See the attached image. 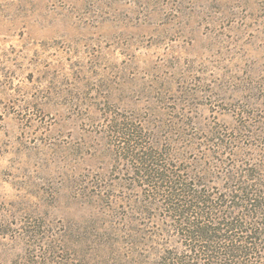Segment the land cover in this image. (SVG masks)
Listing matches in <instances>:
<instances>
[{
    "label": "rangeland",
    "instance_id": "rangeland-1",
    "mask_svg": "<svg viewBox=\"0 0 264 264\" xmlns=\"http://www.w3.org/2000/svg\"><path fill=\"white\" fill-rule=\"evenodd\" d=\"M125 123L211 187L220 158L264 167V0H0V264L178 246Z\"/></svg>",
    "mask_w": 264,
    "mask_h": 264
},
{
    "label": "trees",
    "instance_id": "trees-1",
    "mask_svg": "<svg viewBox=\"0 0 264 264\" xmlns=\"http://www.w3.org/2000/svg\"><path fill=\"white\" fill-rule=\"evenodd\" d=\"M116 124L121 149L136 152L148 205L167 216L177 239L178 246L164 250L158 264H264V167L238 161L229 165L218 158L214 169L220 184L211 187L202 183L207 169L197 181L194 171L177 166L172 152L139 144L137 128ZM227 143L218 141L206 149L215 155L239 154L240 148L236 154L222 151L230 149Z\"/></svg>",
    "mask_w": 264,
    "mask_h": 264
}]
</instances>
